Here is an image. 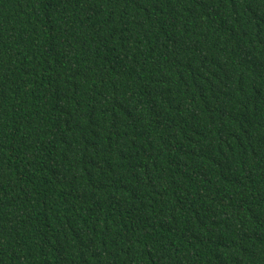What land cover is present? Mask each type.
<instances>
[{
    "label": "trees",
    "instance_id": "1",
    "mask_svg": "<svg viewBox=\"0 0 264 264\" xmlns=\"http://www.w3.org/2000/svg\"><path fill=\"white\" fill-rule=\"evenodd\" d=\"M0 264H264V0H0Z\"/></svg>",
    "mask_w": 264,
    "mask_h": 264
}]
</instances>
